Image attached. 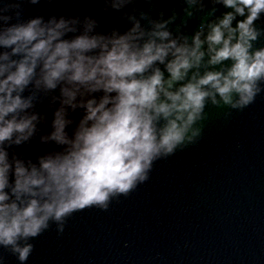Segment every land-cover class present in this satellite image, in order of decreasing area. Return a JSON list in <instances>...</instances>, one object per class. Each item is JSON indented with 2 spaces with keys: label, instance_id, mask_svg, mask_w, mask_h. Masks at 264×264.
<instances>
[{
  "label": "clouds",
  "instance_id": "9594fccd",
  "mask_svg": "<svg viewBox=\"0 0 264 264\" xmlns=\"http://www.w3.org/2000/svg\"><path fill=\"white\" fill-rule=\"evenodd\" d=\"M40 2L0 0V249L17 264L197 143L206 107L227 119L264 91V0H100L107 29L87 12L23 15ZM34 141L51 147L17 150Z\"/></svg>",
  "mask_w": 264,
  "mask_h": 264
},
{
  "label": "water",
  "instance_id": "95a60500",
  "mask_svg": "<svg viewBox=\"0 0 264 264\" xmlns=\"http://www.w3.org/2000/svg\"><path fill=\"white\" fill-rule=\"evenodd\" d=\"M173 6L179 11L178 0H157L165 12ZM100 9V0H41L24 3L23 15L87 12L102 29L114 26L117 14ZM197 23L194 16L188 30ZM206 111L197 143L155 161L149 179L107 210L86 208L62 234L43 232L26 264H264V91L227 119L224 107ZM48 147L34 141L17 150Z\"/></svg>",
  "mask_w": 264,
  "mask_h": 264
}]
</instances>
